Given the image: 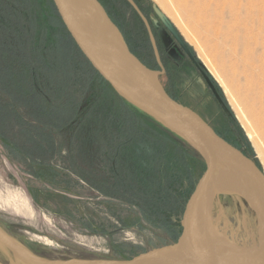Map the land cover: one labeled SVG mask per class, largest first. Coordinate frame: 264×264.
Returning a JSON list of instances; mask_svg holds the SVG:
<instances>
[{
  "label": "rangeland",
  "instance_id": "rangeland-1",
  "mask_svg": "<svg viewBox=\"0 0 264 264\" xmlns=\"http://www.w3.org/2000/svg\"><path fill=\"white\" fill-rule=\"evenodd\" d=\"M130 1L104 3L137 57L145 60L154 50L159 60V37L166 48L169 46L154 13L156 7L206 69L226 110L210 94L202 102L210 105V113L190 98H183L179 91L169 94L200 113L264 171V144L258 143L262 150L259 158L233 109L242 110L253 123L247 103L233 85L237 69L231 57L236 46L264 61V0H257L255 8L237 18L235 38L224 37L204 20L193 0ZM0 25V36L6 38L12 53L6 61L0 60V229L34 255L48 260H121L169 246L174 241L169 227L150 222L146 217L149 211L141 213L138 202L159 193L162 165L173 172L168 149L163 150L170 143L143 135L149 121L121 105L111 93L103 92L100 84L85 78L79 63L73 65L75 57L68 56L61 45L57 21L39 0H0ZM146 66L159 72L157 64L155 68ZM261 76L264 73L256 76L252 89L245 90L254 113L264 118ZM160 82L163 85L162 79ZM28 84L33 91L28 90ZM42 109L57 116L39 117ZM138 132L141 135L136 139ZM3 135L13 142L15 150ZM126 137L133 138L129 144ZM50 139L55 149L49 147ZM173 139L186 152L184 167L175 169L178 182L170 189L172 197L187 194L180 212L173 217L177 228L179 215L205 164L185 142ZM198 163L204 168L195 175ZM244 202L237 196H218L212 217L225 233L248 243L249 233L256 228V214ZM13 261V256L0 247V264Z\"/></svg>",
  "mask_w": 264,
  "mask_h": 264
},
{
  "label": "water",
  "instance_id": "water-1",
  "mask_svg": "<svg viewBox=\"0 0 264 264\" xmlns=\"http://www.w3.org/2000/svg\"><path fill=\"white\" fill-rule=\"evenodd\" d=\"M52 1L71 38L94 70L124 102L185 142L203 160L205 171L179 215L176 237L169 246L121 260H48L28 250L16 252L1 236L0 247L14 259H27L33 264H260L257 263L261 262L258 256L234 251L216 241L206 229L205 221L207 195L227 162L237 168L248 186L252 199L250 202L243 200L258 218V210L264 211L263 169L225 141L193 109L174 100L166 92L160 82V73L148 68L131 52L122 32L98 0ZM154 13L186 48L184 40L168 18L156 7ZM204 70L215 97L225 108L214 83Z\"/></svg>",
  "mask_w": 264,
  "mask_h": 264
},
{
  "label": "bare ground",
  "instance_id": "bare-ground-1",
  "mask_svg": "<svg viewBox=\"0 0 264 264\" xmlns=\"http://www.w3.org/2000/svg\"><path fill=\"white\" fill-rule=\"evenodd\" d=\"M195 6L202 12L203 19L206 20L213 28H216L224 37L232 38L237 25L234 23L243 11L250 10L251 7L255 8L257 0H248L249 4H244V0H193ZM177 12V11H175ZM178 14V12H177ZM234 16V19H230ZM235 38V37H233ZM235 46L232 49L231 57L235 61L234 66L237 69V77L233 85L237 90L240 98L247 103V109L250 113V117L253 121L248 120L247 117L238 108L234 107V111L242 127L244 128L246 135L256 148L258 157H262L261 151L258 147V143L264 144V118L259 117L254 113L252 106L249 103V95L245 89H252L255 85L256 76L259 73H264V61L259 56H255L253 53H248L244 49L238 51ZM243 48V47H242ZM233 66V68H234ZM224 72V70H222ZM264 80V76H261ZM223 81V80H222ZM244 81V83H241ZM224 84V82H223ZM225 86V85H224ZM226 91L228 88L226 87ZM230 91V90H228ZM231 93V92H230ZM233 96V95H231ZM235 99V98H234ZM236 101V100H235ZM241 108V107H240ZM264 146V145H263ZM262 159H264L262 157ZM263 162V160H261ZM264 172V171H263ZM237 196L241 199H252V194L248 189V186L244 182L241 174L237 168L227 162L213 188L207 195V213H206V225L207 230L211 236L223 246L230 248L234 251L246 252L248 254L256 255L260 258V264H264V211L258 210V218L255 219L256 228L253 233H249L251 241L248 243L244 239L235 238L229 233H225V230L219 225V222L213 219V209L216 198L218 196ZM219 199V198H218ZM245 203V202H244ZM221 204V203H220ZM254 210L255 207L251 206ZM222 214V212H221ZM219 219V217H218ZM222 229L224 231H222ZM4 232V231H3ZM0 229V236L6 239L16 252L24 253L27 248L20 246L16 241L8 238ZM239 244V245H237ZM29 251V250H28ZM8 255V254H7ZM10 257V256H9ZM11 260V259H10ZM12 261V260H11ZM10 261V262H11ZM4 263V262H3ZM12 264H33L27 259L15 258Z\"/></svg>",
  "mask_w": 264,
  "mask_h": 264
},
{
  "label": "trees",
  "instance_id": "trees-1",
  "mask_svg": "<svg viewBox=\"0 0 264 264\" xmlns=\"http://www.w3.org/2000/svg\"><path fill=\"white\" fill-rule=\"evenodd\" d=\"M39 1H40L41 4H43L47 8V11H48L50 17L53 20L57 21V28L60 31V38L62 40L61 45L64 47L65 52H67L68 56L71 55V56L75 57L73 65H76V64L79 63L80 64L79 67L81 66V70L85 74V78H87V76H88V78L90 79L91 82L98 83V84H100L102 86L103 92L111 93V95L114 98L118 99L121 102V105H123L124 107H127L130 110L136 111L138 114H140L141 118L147 119L149 121L150 127H148V129L145 130L146 132H144L143 135L148 136V138L152 139V140L155 139L156 137H161V139H164L165 141L170 143V147L168 148L166 146V147H164L163 150L166 151L168 149V155L171 157V159H172V161L174 163L173 172L172 171L168 172L167 171V166L162 165L161 169H162V172H163L164 176L162 177V182L163 183L159 185L161 187L159 193H157V194H154V193L149 194V197H147L148 198L147 201L144 200V202H142V201L138 202V205H139L138 208L141 211V213H143V210L144 211H146V210L149 211V216H146V217H147V219H150V222H153V223H156V224L159 223V225H161V226L169 227L171 235L173 236V238H175L176 237V233H177V228H176V225L174 224L175 221H174L173 217L178 215V212H180L179 208L182 206V203L184 202V200H185V198L187 196L186 193L182 194V192L176 193V195H173L174 197H172L171 194H170V189L173 187V185L175 183L178 182L177 178H176L177 172L175 171V169L178 170V168H180L179 166H182L184 164V160H185V157H186V152L184 153V149H183L182 145H180L179 142H177L176 140L173 139V137H175L176 139H178V138L176 136H174L173 134H171L170 132L164 130L158 124L153 122L150 118H148L147 116H145L144 114H142L138 110L134 109L133 107H131L126 102H124L114 92V90L111 88V86L99 75V73L94 70V68L91 66V64L87 61V59L84 57L82 52L79 50V48L77 47V45L75 44V42L71 38L70 34L68 33L67 29L65 28V26H64V24H63V22H62V20H61V18L59 16V14L57 13V10H56V8L54 6L53 1L52 0H39ZM98 1L105 8L106 12L108 13V15L111 18V20L113 21V23L121 31V27H120L119 23L117 22V20L115 18H113L112 14H111V11L109 10V8L104 3V0H98ZM0 26H2V25H0ZM2 38L3 37L0 36V54L3 53V55L0 57V60L6 61L7 56H9V55L11 56L12 53H11V50H8V47H6V44H7L6 43V38L5 39L4 38L2 39ZM3 40H4V42H3ZM1 41L3 42V45H4L3 49H1ZM132 47L133 46H129L131 52L137 57V55L135 54V51L132 50L133 49ZM18 59L20 60L21 57L18 58ZM75 68L76 67H74L73 69L75 70ZM24 73H25V71H24ZM20 84H21V82H20ZM31 85L32 84H28V90L29 91H33L32 88H31ZM22 90L28 91L27 89H22ZM170 96L173 99L176 100V98H174L172 95H170ZM45 111L46 110L42 109V111L39 113V117H48V116H53V115L55 117L57 116L56 114H52V113H50L48 111L47 112H45ZM218 134L222 138H224V140L227 141L229 144H231L232 146H234L238 150L243 151V149L241 147H239L236 143H234L233 141L227 139L226 137H224L220 133H218ZM130 135H132V133ZM140 135H141L140 133L136 134L135 135L136 139H138V137H140ZM0 138H2L1 135H0ZM3 138L5 140L7 138V136L5 137L3 135ZM132 139H133L132 137L129 138V139H127V137H126V142L127 143L130 142V141H132ZM5 141L8 143V145L10 147H12L15 150V147H14L15 145L13 144V142L12 143L9 142L8 139H6ZM49 141H50L49 142V147H52L53 149H55L56 144L53 141V139H50ZM130 147H131V143H130ZM243 153L247 157H249V155L246 152L243 151ZM256 164L262 170V168L260 167L259 163L256 162ZM201 165L199 163L197 164V169L194 170V174L195 175L196 174L198 175V174L201 173V170L204 168L203 167L204 165L203 164H201ZM183 167H184V165H183ZM156 181H158V180H156ZM154 184H155V182H154ZM141 186L142 185H140V187ZM136 189L139 191L138 188H136Z\"/></svg>",
  "mask_w": 264,
  "mask_h": 264
},
{
  "label": "flooded vegetation",
  "instance_id": "flooded-vegetation-1",
  "mask_svg": "<svg viewBox=\"0 0 264 264\" xmlns=\"http://www.w3.org/2000/svg\"><path fill=\"white\" fill-rule=\"evenodd\" d=\"M159 23L160 28L165 31L169 39V46L166 48L163 40L159 37L156 42L159 60L154 50L152 54L149 53L146 56L145 60H141V58L140 60L152 68H155V64L159 66V78L164 82L163 86L168 93H174L175 91L178 93L179 91L183 98H190V100L200 104L206 112L210 113L211 107L202 103L203 98L210 94L218 105L219 103L204 76V68L192 51L187 46L184 48L183 44L171 34L160 19ZM127 43L128 46H131L129 42ZM219 106L221 107V105ZM198 114L200 115V113Z\"/></svg>",
  "mask_w": 264,
  "mask_h": 264
}]
</instances>
